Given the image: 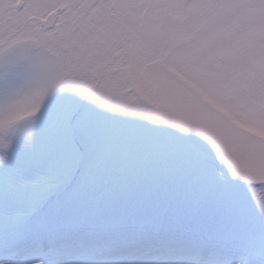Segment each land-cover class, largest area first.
I'll return each instance as SVG.
<instances>
[{"label": "snow or ice", "instance_id": "1", "mask_svg": "<svg viewBox=\"0 0 264 264\" xmlns=\"http://www.w3.org/2000/svg\"><path fill=\"white\" fill-rule=\"evenodd\" d=\"M0 264H264V0H0Z\"/></svg>", "mask_w": 264, "mask_h": 264}]
</instances>
